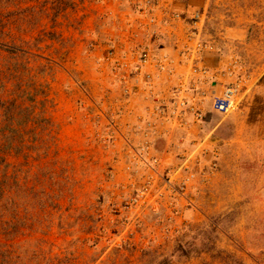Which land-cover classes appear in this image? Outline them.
Masks as SVG:
<instances>
[{
    "label": "rangeland",
    "instance_id": "obj_1",
    "mask_svg": "<svg viewBox=\"0 0 264 264\" xmlns=\"http://www.w3.org/2000/svg\"><path fill=\"white\" fill-rule=\"evenodd\" d=\"M138 1L0 0V98L57 125L38 155H2L0 264H264V0H158L205 12L207 66L236 59L244 82L150 159L103 61Z\"/></svg>",
    "mask_w": 264,
    "mask_h": 264
},
{
    "label": "built area",
    "instance_id": "obj_2",
    "mask_svg": "<svg viewBox=\"0 0 264 264\" xmlns=\"http://www.w3.org/2000/svg\"><path fill=\"white\" fill-rule=\"evenodd\" d=\"M138 3L136 21L129 20L121 27L120 37L109 43L103 61L118 81L121 107L125 109L134 100L142 108V113L135 115L134 125L140 154L149 158L153 142L168 131L165 125H171L172 129L202 123L206 109L223 115L233 112L244 81L237 77L236 59L220 62L213 69L207 66L208 55H221L214 41L202 33L205 12L173 13L158 0ZM178 29L185 30L181 47H177L186 64L181 70L173 55H159L151 46L164 35L172 40ZM166 76L170 81L177 77V83L164 95L155 86ZM186 85L195 91L188 94ZM192 176L182 180L181 189Z\"/></svg>",
    "mask_w": 264,
    "mask_h": 264
},
{
    "label": "trees",
    "instance_id": "obj_3",
    "mask_svg": "<svg viewBox=\"0 0 264 264\" xmlns=\"http://www.w3.org/2000/svg\"><path fill=\"white\" fill-rule=\"evenodd\" d=\"M194 12V11H193ZM192 13V12H191ZM45 85V84H44ZM41 89L42 106L43 101L48 100L47 86H33ZM44 89V91H43ZM46 90V92H45ZM14 92L8 98H0V162L4 163L3 156L6 154L21 155L34 154L38 155V148L43 144L41 136L49 135L50 139L56 141L57 125L48 117V115L37 112L36 109L30 110L31 104L23 106L20 95ZM20 93V91L18 92ZM32 99V98H30ZM31 103L35 102V97ZM41 103V102H38ZM41 105V104H40ZM41 106V107H42ZM25 115L30 120L17 122L16 115Z\"/></svg>",
    "mask_w": 264,
    "mask_h": 264
},
{
    "label": "crops",
    "instance_id": "obj_4",
    "mask_svg": "<svg viewBox=\"0 0 264 264\" xmlns=\"http://www.w3.org/2000/svg\"><path fill=\"white\" fill-rule=\"evenodd\" d=\"M163 37L164 38L160 39L159 41H154L151 44V46L155 49L156 53L159 54V55H161V54L173 55L175 62L179 61L178 69L181 70L182 67L186 66V64L183 62V60H182V58L180 56V53H178V50L174 49V47L172 46L171 40L169 38H167L166 35H164ZM147 43H148V41H147ZM214 56H216V55H208L207 60H208V58L209 59L210 58H214ZM207 60H206V64H207ZM218 64L214 65V67L218 66ZM176 78L177 77H174L173 80L171 79V81H170V80L167 79V76L163 77L162 82L156 84L155 90H157L159 93H162V94L166 95L167 92L169 91V89H171L173 87V84L177 83L176 82V80H177ZM186 90H187L188 94H192V92L195 91V90H192V88H190V85H186ZM129 103L130 104L127 105L125 107V109L126 110H130V111L133 112V113L132 112L129 113L131 115V116H129V120H132V119L134 120L135 115L137 113H142V108H141V106L137 107V105H136L134 100L130 101ZM190 125H191V123H190ZM164 129H167L168 131L167 132H162L160 138L165 139L164 141H166V142H169V141H175L174 140L175 134L173 135L174 129L179 130V129H182V127L178 126L176 128H172L171 129V125H165ZM183 130H185V127L183 128ZM167 150H164L163 153H167Z\"/></svg>",
    "mask_w": 264,
    "mask_h": 264
}]
</instances>
